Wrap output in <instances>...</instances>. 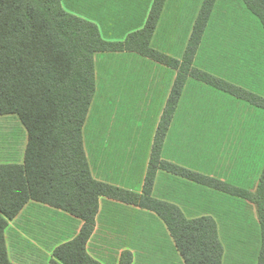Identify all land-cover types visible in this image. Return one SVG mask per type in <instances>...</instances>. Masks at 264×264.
Masks as SVG:
<instances>
[{"label":"trees","instance_id":"trees-1","mask_svg":"<svg viewBox=\"0 0 264 264\" xmlns=\"http://www.w3.org/2000/svg\"><path fill=\"white\" fill-rule=\"evenodd\" d=\"M215 0H203L180 60L150 46L166 0H153L141 30L122 42L104 40L95 24L65 11L61 0H0V117L17 116L27 134L22 164H0V264L7 257L8 221L29 201L62 210L83 221L79 234L53 251L50 264H100L86 252L99 197L153 211L165 223L185 264H222L217 225L208 216L187 219L181 210L151 196L157 171L211 187L255 206L264 264V164L254 191L202 176L160 158V150L187 79H195L264 111V97L203 72L194 57ZM264 30V0H241ZM135 52L176 72L154 135L142 194L93 179L82 129L95 91L94 56ZM123 252L118 264H130Z\"/></svg>","mask_w":264,"mask_h":264},{"label":"rangeland","instance_id":"rangeland-1","mask_svg":"<svg viewBox=\"0 0 264 264\" xmlns=\"http://www.w3.org/2000/svg\"><path fill=\"white\" fill-rule=\"evenodd\" d=\"M146 2L147 0H61L65 11L96 21L102 30L104 26H112L110 22L113 18L134 19ZM202 3L203 0H166L156 26L155 38L161 42L167 41L168 51L174 52V46L178 47L179 44L185 49ZM196 53L195 65L210 71V75L264 96V30L241 0L214 1ZM114 79L112 74H96V93L83 126L85 141L103 129H106L104 133H112V126L119 124V116L126 114L131 122L128 127L133 126L134 134H154L159 118L151 107L144 104L142 108L139 105L140 101L147 100L142 83H138L140 93L134 95L136 105L131 110V102L127 98H118L111 92L109 87ZM139 80L141 81V77ZM189 80L164 138L160 158L181 161L190 153L197 157L209 154L215 156L216 160L214 178L220 179L222 175L231 181L237 179L238 172L235 171L239 168H253L255 158L260 153H263L264 164V112ZM117 104H120L122 111L115 110ZM23 128L17 116L0 117V163L16 160L25 151L27 134ZM133 163L137 167L143 165L142 159H135ZM229 165L232 169L226 168ZM163 181L158 171L152 186V196L159 197V187L163 185ZM205 188L200 186L191 190L193 196L199 198L202 209L206 208L207 201L211 198L210 189ZM214 194V201L224 205L227 200L216 192ZM249 212L248 209L246 216L250 218ZM12 220L8 221L5 234L10 262L48 264L53 252L49 255L48 250L41 253L36 251L39 248L37 245L47 244L42 240L48 234L41 224L44 218L42 221L29 220L24 223ZM57 220L62 223L59 218ZM236 222L232 224L235 225ZM15 229L18 233H15ZM247 234L249 233L245 235ZM250 234L251 237L246 239L241 237L231 240L229 246L222 236L226 249L223 264H254L256 239L254 233Z\"/></svg>","mask_w":264,"mask_h":264},{"label":"crops","instance_id":"crops-1","mask_svg":"<svg viewBox=\"0 0 264 264\" xmlns=\"http://www.w3.org/2000/svg\"><path fill=\"white\" fill-rule=\"evenodd\" d=\"M152 2L153 0H147L145 6L143 5L142 10L136 14L134 19L120 20V17H118L117 20H114L113 18L112 22H110L112 26H104L103 30L96 21H92L86 17H79L95 24L104 40L122 42L129 34L142 29L149 14ZM155 34L156 29L151 39L150 46L160 53L180 60L184 52V46L182 44H179L178 47L175 45L173 48L174 52H170L167 50L168 42H161L158 38H155ZM195 59L196 55L193 62L195 68L212 74L210 71L195 65ZM98 70L101 72H97ZM98 73L114 75L115 79L109 88L111 92L116 94V97L127 98V101L131 102V110H133L136 105L134 95L138 94V92L140 93V86L138 83H142L144 87L143 94L147 100L140 101L139 105L141 104L142 108H144V104H146L147 107L154 109L156 112L155 115H158L159 120L176 74L172 69L135 52L118 51L97 53L94 56V96L96 93V74ZM140 77L141 81H138ZM189 81H196L206 87V89L211 88L249 105L254 110L263 111L262 109L256 108L243 100L200 81L191 78ZM231 84L234 85L233 83ZM234 86L241 87L253 93L246 87ZM204 87H201V89L204 90ZM183 90H185V88H183ZM183 90L175 112L179 108ZM253 94L264 97L257 93ZM115 110L122 111L120 104H117ZM126 111L127 113L129 112L127 108ZM118 122L119 124L116 123L112 126V133H104L106 129H103L100 133L86 138L88 144L84 139L82 129L84 153L93 179L100 183L141 195L147 172L146 164L148 168L153 144L152 139H154L158 123L157 125L155 124L154 134L149 136L148 133V135L145 136L134 134L133 126L130 128L128 127L129 123H131L128 114L124 116L120 115ZM23 156L24 152H22L16 160H7V162L5 161L6 163L0 164H22ZM135 159H142L143 165L137 167V165L133 163ZM162 160L172 164L174 163L179 167L202 176L216 179L214 178L216 167L215 156L207 154L206 156L197 157L193 153H190L189 156H184L181 161H175L169 158H163ZM262 167L263 153H260L259 156L255 158L253 168L251 166H246L245 168H239L235 171L238 172V174H236V180L231 181V179L224 178L222 175L220 179L217 180L242 190L254 191ZM226 168L232 169L230 165ZM159 173L164 181L163 185L159 187V197L151 195L153 198L161 202L175 205L187 219H196L203 216L211 217L217 225L218 238L223 247V260L226 249L222 242V236L226 239V243L229 246L231 240L241 237L246 239L251 237L250 233H254L256 239L254 250L255 264L260 245V230L255 206L252 203L179 175H174L163 170H159ZM200 186H203V188L206 187L205 189H210L211 191V198L207 201V206L204 209L201 208L202 206L199 203V198L193 196V192H191V190ZM215 192L228 202L224 201V205L215 202ZM209 201H211L210 204ZM248 209L250 210V218L246 216ZM43 218L44 221H46L45 223L42 221ZM58 218L62 223H59L57 220ZM14 220L21 221L22 223L29 220L42 221L41 224L44 226L43 230L48 232V234H45L46 237L42 240L47 242V244L44 243L45 245H43L40 242L41 244H39V246L37 245L39 248L36 251L41 253V251L46 252V250H48L49 255H51L53 250L58 246L74 239L83 226V221L70 214L34 201L26 203L12 221ZM235 221H237L236 224H232ZM18 227H20L19 224ZM15 233H18L16 229ZM246 233L249 234L246 236ZM241 234L243 235L241 236ZM7 249L8 245L6 244V250ZM86 252L92 259L100 264H118L123 252L130 253V264H184L176 250L165 223L158 215L137 204L104 196L99 197L98 200V210L94 219L92 233L86 243ZM52 260H54V258L50 257V259H48V264H50Z\"/></svg>","mask_w":264,"mask_h":264}]
</instances>
